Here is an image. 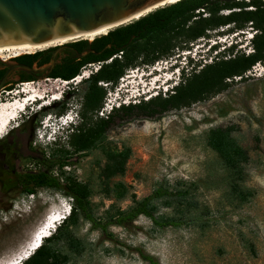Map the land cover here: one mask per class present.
Returning <instances> with one entry per match:
<instances>
[{
	"label": "rangeland",
	"instance_id": "1",
	"mask_svg": "<svg viewBox=\"0 0 264 264\" xmlns=\"http://www.w3.org/2000/svg\"><path fill=\"white\" fill-rule=\"evenodd\" d=\"M231 12L224 10L220 14ZM203 14L206 16V13ZM235 27L232 23L210 29L206 36L197 40L177 36V31L155 37L148 43L151 47L149 53L141 55L135 66L127 68L118 83L104 81L98 84L106 92L103 108L95 112L86 111L88 119L83 117L84 123L74 128L72 134H66L61 128L62 117L74 115L79 110L84 112L87 78L78 84L71 82L69 85L50 77L31 81L35 89L49 91L57 88L62 98L35 113L29 108L16 123L24 126L25 130L34 128L33 143L39 154L35 158H22L18 164L19 171L45 172L62 183L67 176L77 182L90 184L94 190L92 208L96 217L104 221L118 211L131 209L161 187L173 192L189 193L187 202L190 203V211L186 207L188 211L184 219L185 223L194 224L180 228L160 229L150 219L141 216L126 226L110 227V232L115 236L114 240H110L100 230L92 229V225L81 217L66 223L64 221L67 219L63 220L58 227L61 229L58 231L59 236L53 244L60 255L70 257L67 264H150L141 258L138 251L154 256L161 264H264V61L247 72L244 79H227L228 86L222 92L206 93L190 104L171 107L162 114L146 116L139 108L126 114L123 112L126 106L109 113V99L115 91H120L121 85L129 86L130 90L132 86H137L140 79L150 82L148 72L157 65L164 70L166 62L177 53L199 49L203 50L201 55L206 54L196 64V72L181 84L182 89L189 87L206 67L234 58L235 55L253 53L252 42L257 31L252 23L242 30ZM232 42H237V45L226 48ZM169 43L172 48L167 51L165 47ZM215 43L217 48L209 52V47ZM152 45L158 46L155 52ZM154 54L157 58L153 62L146 60ZM12 56L10 52L5 53V58L0 60L11 64L16 58L9 59ZM107 63H111V60ZM96 67L90 64L83 68L80 79L84 72L90 77L96 74ZM155 74L160 78L155 84H148V88L154 86L156 91L157 83L165 81L168 75L160 71ZM173 79L176 80L175 76ZM24 84L2 92L0 103L22 100L23 93L18 98L15 94L21 92ZM179 88L173 93L160 92L152 100H165L177 94ZM109 92H112L111 96ZM46 95L50 96L51 92ZM65 99H68L67 102ZM63 102L65 104L61 107L64 109H60L59 103ZM149 102L143 100L141 104L130 106L144 107ZM65 109L67 111L58 119L57 112H64ZM100 118L111 121L100 146L81 154L77 162L69 163L66 168L59 165L58 151L61 147H67L69 139L73 138L71 135H79L82 129L95 128ZM216 128L233 129L234 137L249 154L245 184L255 189L256 195L243 206L230 204L226 195V173L217 154L208 146V134ZM12 132L10 129L0 142ZM124 151L130 153L126 173L115 180L123 183L128 193L124 199L118 200L106 196L99 176L106 164L107 152ZM48 155L51 157L48 158ZM42 157L49 162H44ZM16 184V176L10 174L5 178L0 177V264H6L16 257L48 212L60 208L62 204L68 207L72 205V199L60 191L43 188L36 191L43 196L38 197L32 209L25 211L18 207L25 194ZM155 206L161 217H180L178 209H185L179 207L177 200L173 201V207L170 208L163 201H157ZM243 240L253 245L255 255L244 246Z\"/></svg>",
	"mask_w": 264,
	"mask_h": 264
},
{
	"label": "trees",
	"instance_id": "2",
	"mask_svg": "<svg viewBox=\"0 0 264 264\" xmlns=\"http://www.w3.org/2000/svg\"><path fill=\"white\" fill-rule=\"evenodd\" d=\"M253 8V9H248ZM230 10L231 13L221 15L220 12ZM206 13V16H203ZM234 24L236 29H243L248 23H252L257 33L253 39L254 52L234 58L222 60L214 66L206 67L202 74L197 76L189 87L182 89L174 96H170L165 100L158 102L151 101L146 106H126L123 112L130 114L135 108L145 114L152 116L156 113L162 114L171 107H179L181 104H190V102L202 98L206 93H220L227 88V79L241 77L244 79L246 73L251 71L258 63L264 61V1L251 0L243 2L240 0H181L175 4L160 8L149 15L124 26L118 27L110 31L107 35L98 37L92 42L89 40H78L69 43L68 46L75 49V55L66 58L62 75H53L52 79H62L70 81L80 76L83 68L90 64L104 62L100 70L87 79V90L85 95V108L83 117L88 119L85 114L95 112L100 109L101 103L106 92L98 85L100 82L118 83L119 79L125 74L129 67L136 65V61L141 55L148 54L151 50L150 43L155 37L164 36L171 31H177V36L186 38L187 40H197L206 36L210 29L219 28ZM147 39V40H146ZM140 40H146L142 44ZM153 46V45H152ZM152 50L158 46H153ZM166 50L172 48L171 43ZM163 48V51H165ZM53 49L38 51L34 54H25L15 58L14 60L34 67L35 62L44 64L49 57V53ZM90 51V52H89ZM89 52L85 57L79 59L78 54ZM166 52V51H165ZM124 58L120 60L118 57ZM147 57L146 60L153 62L156 59ZM111 60V63H107ZM7 63L0 60V65ZM5 71L0 72V77ZM36 81L34 79L24 80ZM156 100V99H155ZM110 122L102 120L96 124L95 128L88 130L82 129L77 138L71 139V143L78 148L79 151H91L100 146L105 140V132L110 128ZM208 146L217 154L219 163L226 173V191L230 204L243 206L255 197V189L246 186L247 179L246 165L250 157L247 150L241 146L233 135L231 128L212 129L207 138ZM130 157L129 152L112 153L107 152V161L100 173V180L104 187V192L109 198L118 200L127 196L128 190L123 183L117 182L115 179L123 177L126 173V166ZM61 166H65L62 163ZM64 176V173H63ZM64 183L59 179L50 176L45 172L38 174H28L26 179H22V192L24 194L36 192L40 187L60 191L64 196L72 199L71 214L66 222H70L77 218H83L92 225V229L100 230L108 239L114 240L113 233L110 232L112 226H126L136 221L139 217L144 216L150 219L153 224L165 229L168 227L180 228L183 225H192L194 223H185V215L190 207L187 202L188 192H173L168 188H158L152 195L144 198L136 203L134 207L126 211H118L111 215L105 221L97 218L92 208L91 198L94 190L88 183L77 182L71 177L65 176ZM179 201L178 209L180 217H161L157 214L155 203L163 201L166 207H173V201ZM187 207V208H186ZM57 229L55 233L44 240L42 246L36 250L33 255L23 264H67L70 261L68 255H60L53 241L59 236ZM244 246L253 254H256L253 245L243 240ZM141 258L150 264H161L154 256L138 251Z\"/></svg>",
	"mask_w": 264,
	"mask_h": 264
},
{
	"label": "water",
	"instance_id": "3",
	"mask_svg": "<svg viewBox=\"0 0 264 264\" xmlns=\"http://www.w3.org/2000/svg\"><path fill=\"white\" fill-rule=\"evenodd\" d=\"M170 1L0 0V48L25 45L40 46L83 36L101 29L113 28L114 30L139 20L133 21L142 14L149 11L153 13L166 7L163 5ZM150 13H147V15ZM89 52L78 54L77 57L81 59ZM8 65L10 68L2 77L0 93L14 70L20 69L29 75H34L49 70L53 63L41 68L16 63ZM44 77L49 76L47 74L40 77V79ZM37 243L35 241L31 242L29 252Z\"/></svg>",
	"mask_w": 264,
	"mask_h": 264
},
{
	"label": "bare ground",
	"instance_id": "4",
	"mask_svg": "<svg viewBox=\"0 0 264 264\" xmlns=\"http://www.w3.org/2000/svg\"><path fill=\"white\" fill-rule=\"evenodd\" d=\"M178 1L180 0H171L170 2L166 3L163 6L171 5V4L177 3ZM151 11H154V10H151ZM147 13H150V11ZM147 13L136 17L135 19H133V21L140 19L144 15H147ZM112 30L113 28L101 29L98 31L85 34L83 36L64 39V40H60V41H56L53 43L40 45V46L25 45V46H18V47L0 48V58L4 59L5 58L4 54L9 53V52L13 54V56L9 57V59L13 57H19L25 53L34 54L35 52L47 49L49 47H53L56 45H64V44L66 45V43L73 42L75 40L77 41L79 39H87L89 41H93L94 39L100 36L106 35ZM158 71L160 70L156 68L155 72L151 71L150 72L151 74L150 73H149L150 75L148 74V76H150V82L148 81L149 86L155 84L159 80L160 77H156L157 75L155 74ZM161 73H162V70H161ZM86 78H88L87 74L84 75L81 79L79 78L78 81L80 82L82 79L84 80ZM164 79H168V81L164 85V86H168L169 81L172 78L168 75V77ZM163 81L164 80H162V82ZM159 83L161 82L159 81L157 84ZM33 84L34 82H29V83L24 84V87L22 88L21 92H18V94H15L16 98H18V95L23 93L24 99L20 101H15L16 99H13L12 101L8 103H5L4 101L3 103H0V139L4 138L5 135L8 134L10 129H14L18 126L20 127V125L19 124L16 125V123L18 122L20 118L23 117V114H25L29 108H31V110L35 113L37 110L41 111L44 107L49 106L52 103L61 100L62 96L60 95L59 92H57V88H55V90H49V91L46 89L41 90V89H35ZM66 84H69V82H66ZM156 89H158L157 86H156ZM154 90H155L154 86H152L149 89V92L153 93ZM48 92H51L50 96L46 95ZM154 97L155 96L151 97L149 100H152ZM70 209H71V206L68 207L62 204L60 208L48 212L42 224L39 225L34 231L30 241L16 255V257H14L10 262L6 264H23L24 261L30 258L33 255V253L42 246V244L44 243V240L46 238L51 237L53 233L56 232V230L61 225L63 220H66L70 216L71 214V211L69 212ZM33 241L38 242V243L29 252L30 250L29 245Z\"/></svg>",
	"mask_w": 264,
	"mask_h": 264
},
{
	"label": "flooded vegetation",
	"instance_id": "5",
	"mask_svg": "<svg viewBox=\"0 0 264 264\" xmlns=\"http://www.w3.org/2000/svg\"><path fill=\"white\" fill-rule=\"evenodd\" d=\"M80 40H83V39H80ZM146 40H140V42L142 44H145ZM73 42H76V41H73ZM73 42H69V43H73ZM69 43H66V45L65 44L56 45V46L41 50V51H45V50L53 49L49 53L48 55L49 57H47L48 60L44 64L41 65L40 62L37 61L35 62L34 67H37V68L46 67L48 65H51V63H53L52 67L43 73H38L34 75H29L20 69L14 70L10 74L7 80V83L5 87L3 88V90L1 91V93L10 91L14 87L20 86V84H22L23 81L27 79L39 80L40 77L47 75V74L49 77H52L53 75H56V74L62 75L63 73L62 69L64 67L65 59L74 57L75 55V49L73 47L68 46ZM25 54H28V53H25ZM12 63L22 64L16 60H13ZM9 68L10 66L8 65V63L6 65H0V72L5 71L6 73V71ZM2 77H0V83H1ZM67 100L68 99H65V102H67ZM65 102L59 103L60 109H64L61 106H63ZM103 105H104V102L102 101L100 109L103 108ZM66 111L67 109H65L64 112L63 111L57 112L56 116L58 117V119H61L62 115ZM101 123H102V119H101ZM24 128H25L24 126H20V127L18 126L12 129L13 132L9 134L5 138V140L0 142V177L5 178V177L10 176V174L13 176H16V183H17L16 186L20 189H22V185L24 184V181H22V179H26V176L28 174H38L39 173V172L18 170V164L21 162L22 158H28V157L35 158V156L39 155L37 153V150L35 149L36 144L33 143L34 128L32 127L28 130H25ZM106 134L107 132H105V136ZM71 137H73L72 139L77 138V133H74L73 135H71ZM70 139L67 143L68 144L67 147L65 149L61 147V149L58 151L60 155L58 157L57 163L59 165H61L62 163H65V166H63V168H66L69 163L77 162L79 160V156L87 152V151H79L78 148L74 146V144L71 143ZM75 141L76 140L74 139V143ZM40 156H43V155L40 154ZM50 157L51 156L48 155V158ZM42 160L44 162H49L48 159L45 157H42ZM43 188L44 187H40L39 189H43Z\"/></svg>",
	"mask_w": 264,
	"mask_h": 264
},
{
	"label": "clouds",
	"instance_id": "6",
	"mask_svg": "<svg viewBox=\"0 0 264 264\" xmlns=\"http://www.w3.org/2000/svg\"><path fill=\"white\" fill-rule=\"evenodd\" d=\"M224 43H226L224 41ZM235 45H237V42L235 44V42H232L231 44H228V47L226 48H233ZM213 48H217V43L212 44L208 51L210 52ZM203 50L199 51V49L197 50H185L182 51L180 53L175 54L173 57H171L170 60H168L166 62V65L164 66V70L160 69V67L157 65L155 67L152 68L151 71L154 70V68H158L162 73H167V75H169L172 79L170 80L168 86H164L163 84L159 85V88L156 89L155 92L151 93H147L145 94V90L143 91V95L139 94V97L136 99H133L134 95H128L125 94V92H122V89L120 91H115L114 94H112V98H110V104H111V108L109 110V113H111L112 111H114L115 109L121 108L122 106H127L129 104H141V102L144 100L146 102H148V100L155 96L154 98H156L157 96L160 95V92H165L166 94L168 92H174L176 88L181 87L183 84L191 75L193 72H196L195 68H196V64L198 62H201V60H203V58H205V55H201V52ZM216 55H218V50H215ZM208 55V54H207ZM214 58H216V56H214ZM206 62V61H205ZM202 65H200L199 67H201ZM149 71L148 74L151 72ZM160 74V76H161ZM173 76H175V81L173 79ZM168 81V79H166L165 81H163V83H166ZM112 92H109V96H111ZM121 94V96L119 95ZM153 98V99H154ZM75 108V107H74ZM76 109V108H75ZM83 111L79 110L77 111L74 115L69 116L68 118L65 117L64 120H62L61 122V128L63 130H65L66 134H72L71 132L74 131V128H78L79 126H81L84 123V119H83ZM71 117V118H70ZM57 131H55L56 133ZM64 133H62L63 135ZM68 136V135H66Z\"/></svg>",
	"mask_w": 264,
	"mask_h": 264
},
{
	"label": "built area",
	"instance_id": "7",
	"mask_svg": "<svg viewBox=\"0 0 264 264\" xmlns=\"http://www.w3.org/2000/svg\"><path fill=\"white\" fill-rule=\"evenodd\" d=\"M92 66H96L97 67L95 68V71L98 72L100 70V68L104 65V62H99V63H95V64H91ZM83 71V70H82ZM81 71V72H82ZM92 73V72H91ZM87 73L84 72L83 75H85ZM81 76H78L77 78L73 79V80H70V81H64L62 79H58L60 81L63 82V84H66V82H69V84L71 82H74L75 84H78L79 81L78 79L80 78ZM90 77V74H88V78ZM87 78V79H88ZM69 84H66V85H69ZM66 117V116H65ZM65 117H62V120L65 119ZM69 116H67L66 118H68ZM71 118V117H70ZM39 196H43V194L41 192H32V193H28V194H25L24 197L19 201L18 203V207L23 209V210H27V209H32V207H34V205L36 204L37 202V199Z\"/></svg>",
	"mask_w": 264,
	"mask_h": 264
}]
</instances>
